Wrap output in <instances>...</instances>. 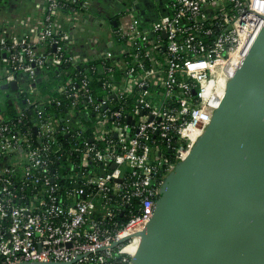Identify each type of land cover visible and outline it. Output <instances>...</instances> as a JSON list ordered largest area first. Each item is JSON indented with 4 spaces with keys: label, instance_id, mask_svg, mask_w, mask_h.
Wrapping results in <instances>:
<instances>
[{
    "label": "built area",
    "instance_id": "1",
    "mask_svg": "<svg viewBox=\"0 0 264 264\" xmlns=\"http://www.w3.org/2000/svg\"><path fill=\"white\" fill-rule=\"evenodd\" d=\"M137 1L114 0V25L98 0H39L35 20L4 28L0 264H133L165 183L264 26V0H171L146 26ZM41 81L66 111H47Z\"/></svg>",
    "mask_w": 264,
    "mask_h": 264
},
{
    "label": "water",
    "instance_id": "2",
    "mask_svg": "<svg viewBox=\"0 0 264 264\" xmlns=\"http://www.w3.org/2000/svg\"><path fill=\"white\" fill-rule=\"evenodd\" d=\"M133 264H264V26L165 183Z\"/></svg>",
    "mask_w": 264,
    "mask_h": 264
},
{
    "label": "crops",
    "instance_id": "3",
    "mask_svg": "<svg viewBox=\"0 0 264 264\" xmlns=\"http://www.w3.org/2000/svg\"><path fill=\"white\" fill-rule=\"evenodd\" d=\"M38 1L39 0H0V36L3 35L5 27H9V30L14 32L21 30L22 26L20 22L22 19H30L32 21L35 20L36 14L34 12V4L38 3ZM98 1H100L101 8L106 11L108 18L113 21L114 25L117 24L115 14L120 13L122 5L117 3L116 5L114 4V8H110L114 0ZM170 1L171 0H143V4L141 6H138L137 4V10L134 13L133 20L137 22L140 26H146L149 22L160 18V16L167 11L168 4ZM101 30L102 29H100V31ZM92 36L93 35L90 32L79 33L77 35L80 45L83 46V51H91L89 40ZM100 36L102 37V40H104V38H106L107 36L106 31H104L103 35ZM5 92L3 93L4 97L7 98L9 96V100H11V95H6ZM9 100L7 104H10Z\"/></svg>",
    "mask_w": 264,
    "mask_h": 264
},
{
    "label": "trees",
    "instance_id": "4",
    "mask_svg": "<svg viewBox=\"0 0 264 264\" xmlns=\"http://www.w3.org/2000/svg\"><path fill=\"white\" fill-rule=\"evenodd\" d=\"M55 84L56 83L53 82V81H49V82L41 81L39 83V86H40V88H41V90L43 92V95H46V97L49 96L48 97L49 99H47V102H46L47 111H53V112L58 114L60 112L66 111L65 103H67L68 100L63 95H61L60 93H58L56 91ZM8 87L10 88L11 93H15V88H13L12 85H9ZM92 87L94 89L99 88L100 87L99 82L94 80L92 82ZM26 95H27L26 93L23 94V97L21 96L20 99H19L20 103L22 105H24V106H25L24 97ZM57 101H61V105H58ZM6 109H7V113L9 114L10 117L11 116L13 117V116L16 115L15 108H14L12 103L7 104ZM61 137H63V135Z\"/></svg>",
    "mask_w": 264,
    "mask_h": 264
},
{
    "label": "bare ground",
    "instance_id": "5",
    "mask_svg": "<svg viewBox=\"0 0 264 264\" xmlns=\"http://www.w3.org/2000/svg\"><path fill=\"white\" fill-rule=\"evenodd\" d=\"M222 87V91H221V94L218 98V103L221 101V99L223 98L224 94H225V91H226V87H227V83H223L220 85Z\"/></svg>",
    "mask_w": 264,
    "mask_h": 264
},
{
    "label": "rangeland",
    "instance_id": "6",
    "mask_svg": "<svg viewBox=\"0 0 264 264\" xmlns=\"http://www.w3.org/2000/svg\"><path fill=\"white\" fill-rule=\"evenodd\" d=\"M149 3H150V1H149ZM148 3V4H149ZM137 4H138V6H141L142 4H143V0H139V2L137 1ZM150 5V4H149ZM149 7V6H148ZM104 29H102L100 32H99V34H101V35H103V33H104ZM4 102L6 103V99H4Z\"/></svg>",
    "mask_w": 264,
    "mask_h": 264
}]
</instances>
